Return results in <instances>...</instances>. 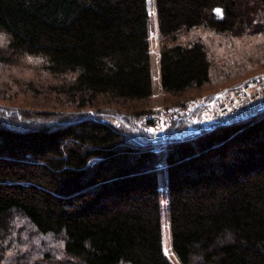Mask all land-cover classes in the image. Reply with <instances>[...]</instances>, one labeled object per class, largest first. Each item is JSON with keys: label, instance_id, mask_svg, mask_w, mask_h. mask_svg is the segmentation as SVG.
Masks as SVG:
<instances>
[{"label": "trees", "instance_id": "16d2710c", "mask_svg": "<svg viewBox=\"0 0 264 264\" xmlns=\"http://www.w3.org/2000/svg\"><path fill=\"white\" fill-rule=\"evenodd\" d=\"M154 5L160 87L173 111L163 133L150 109L148 0H0V70L28 59L40 73L37 89L20 76L0 93L39 90L64 107L0 105V264H173L164 199L179 264H264V110L188 131L205 109L190 111V95L213 80L196 32L261 33L264 0ZM259 50L248 58L264 62ZM16 219L26 233L57 239L60 255L16 238ZM19 242L27 250L5 257Z\"/></svg>", "mask_w": 264, "mask_h": 264}, {"label": "rangeland", "instance_id": "374dc122", "mask_svg": "<svg viewBox=\"0 0 264 264\" xmlns=\"http://www.w3.org/2000/svg\"><path fill=\"white\" fill-rule=\"evenodd\" d=\"M149 4V14H150V41H151V57H152V71H153V82H154V95L150 99V109L152 112L151 117L156 122V127L158 132L163 133L168 125V115L171 116L173 111H169V106L171 104L166 103L165 94L162 92L160 87V75H159V54L161 49V39L159 34L158 22L156 19L154 0H148ZM200 37H202L208 46L210 57L213 65V80L211 84L205 86L204 88L193 92L189 99L190 111L192 108L196 107V103H208L211 97L229 87H233L236 84L243 82L249 77L261 73H264V62L261 60L249 59L250 53L254 56L260 53L259 49L264 48V31L258 32L251 36H245L241 38H232L230 36H218L213 33H207L204 31L196 32ZM195 33V34H196ZM5 37L0 33V46L4 43ZM249 59V60H248ZM17 66L5 67L0 70V87L1 85L8 84L11 85L9 80L13 78L20 82H30L29 84L37 85L38 75L40 73L37 71L36 66L38 61L34 60H20ZM23 72V73H22ZM22 78H21V77ZM43 76V75H41ZM15 86V84H14ZM16 87V86H15ZM12 87L14 90H8L0 93V105L10 106L13 102L17 103L18 106L25 107L28 109L37 108V110L44 111H54L61 110L64 107L62 103L60 105H55L49 102V97L44 94H39V90H35L33 93H29L28 88H18ZM10 88V87H9ZM2 89V88H0ZM35 89H37L35 87ZM235 91V90H232ZM39 94L38 98L37 95ZM168 99L171 98L168 96ZM174 100V99H172ZM132 107V106H130ZM173 107V106H172ZM171 109V108H170ZM190 111L188 113H190ZM184 113V112H182ZM184 115V114H181ZM188 114H185L187 116ZM193 125L188 131H199L210 125L215 124L213 118L208 115L207 110L204 109L202 114L194 117L192 120ZM187 131V132H188ZM167 200H163V247L166 255L169 257L173 264H179L177 258L172 253L171 249V238L169 232V221H168V210H167ZM18 222V231L16 232V238L19 236L27 237L32 239L43 251L51 253L52 256L60 255L58 252L60 248V242L53 237H42L31 231V234L25 231L29 228L26 227L22 221L16 219ZM26 233V234H25ZM39 242H41L39 244ZM16 243V242H15ZM20 242L9 249L5 257H16L19 253L17 250L19 248L22 251L27 250V247L20 246ZM22 245V244H21ZM18 247V248H17ZM58 252V253H57ZM61 259V257H56L55 260ZM39 261V260H38ZM41 264H55L48 263L45 261H39Z\"/></svg>", "mask_w": 264, "mask_h": 264}, {"label": "built area", "instance_id": "2783aa9c", "mask_svg": "<svg viewBox=\"0 0 264 264\" xmlns=\"http://www.w3.org/2000/svg\"><path fill=\"white\" fill-rule=\"evenodd\" d=\"M205 109L213 121L220 125H229L258 115L264 110V73L235 91L223 94L218 100L206 103Z\"/></svg>", "mask_w": 264, "mask_h": 264}, {"label": "clouds", "instance_id": "9594fccd", "mask_svg": "<svg viewBox=\"0 0 264 264\" xmlns=\"http://www.w3.org/2000/svg\"><path fill=\"white\" fill-rule=\"evenodd\" d=\"M198 259L202 260V259H203V257H202V256H201V257H198Z\"/></svg>", "mask_w": 264, "mask_h": 264}, {"label": "snow or ice", "instance_id": "6c2138e0", "mask_svg": "<svg viewBox=\"0 0 264 264\" xmlns=\"http://www.w3.org/2000/svg\"><path fill=\"white\" fill-rule=\"evenodd\" d=\"M218 12L220 11V10H217Z\"/></svg>", "mask_w": 264, "mask_h": 264}]
</instances>
